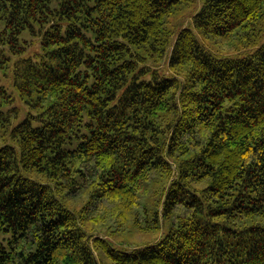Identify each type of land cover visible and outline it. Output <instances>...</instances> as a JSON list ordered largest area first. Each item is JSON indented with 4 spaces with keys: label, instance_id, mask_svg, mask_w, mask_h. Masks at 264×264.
Segmentation results:
<instances>
[{
    "label": "trees",
    "instance_id": "obj_1",
    "mask_svg": "<svg viewBox=\"0 0 264 264\" xmlns=\"http://www.w3.org/2000/svg\"><path fill=\"white\" fill-rule=\"evenodd\" d=\"M0 264H264V0H0Z\"/></svg>",
    "mask_w": 264,
    "mask_h": 264
},
{
    "label": "rangeland",
    "instance_id": "obj_2",
    "mask_svg": "<svg viewBox=\"0 0 264 264\" xmlns=\"http://www.w3.org/2000/svg\"><path fill=\"white\" fill-rule=\"evenodd\" d=\"M187 11L184 10V12L182 14H180V16H176L173 19V23H178L179 20L180 23L177 24V26L179 27H187V26H191V22H190V18H187ZM27 33H24V36H26ZM210 45V46H209ZM209 47H211L212 50H217V49H221V46L219 45H211L209 43ZM40 47H31V49L29 51H27V53H34L39 51ZM5 84L7 85L8 90L11 93H14V87L11 86L10 82H8V79L5 78ZM15 100L14 102L11 104L13 106H16L17 108H19V113H18V117L15 118V121L21 120L24 117H26L28 115V113H33L36 114V110L30 108L25 102H23L17 95L14 96ZM34 125H38L39 122L36 121L35 119L32 120ZM78 144V140H75L73 144H67V146L69 148H75ZM159 187V188H158ZM161 185L159 186H153L150 189H154V193L158 192L156 189H160ZM149 189V190H150ZM90 224V225H89ZM88 226L90 230H97L99 229V227H96L94 225H92V222H89ZM94 226V227H93ZM105 229V228H104ZM101 236L104 237L106 240H108L113 246L117 247V248H133L136 246H142L144 244L150 243L155 241L158 237H159V233L156 231L153 232H147V231H143V230H138V229H130L127 230L123 233L121 232H110L107 230H103L102 232H100Z\"/></svg>",
    "mask_w": 264,
    "mask_h": 264
}]
</instances>
